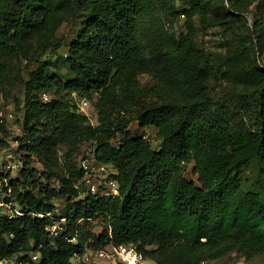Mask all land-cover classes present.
<instances>
[{"label": "trees", "instance_id": "1", "mask_svg": "<svg viewBox=\"0 0 264 264\" xmlns=\"http://www.w3.org/2000/svg\"><path fill=\"white\" fill-rule=\"evenodd\" d=\"M185 1L189 17L199 14L204 26L251 16L239 48L198 46L192 23L186 33L163 32L156 0H0V73L16 59L37 65L26 80L17 138L22 178L7 186L0 172V199L21 212H0V260L83 264L75 254L135 244L155 264H205L241 246L251 256L264 248V0ZM79 18L67 52L59 53L58 28ZM157 34L163 47L153 50ZM48 50L54 60L40 58ZM146 73L154 78L149 86L139 78ZM47 92L54 97L43 100ZM74 95L94 101L97 124ZM134 121L159 129L158 148L131 132ZM85 141L94 143L96 161L115 167L109 178L119 184L117 195L91 192L83 166L70 162L69 151ZM7 144L0 138V147ZM59 145L68 148L64 164ZM33 157L43 170L31 166ZM191 162L197 180L186 174ZM55 198L65 201L59 212ZM94 219L102 223L97 235Z\"/></svg>", "mask_w": 264, "mask_h": 264}, {"label": "rangeland", "instance_id": "2", "mask_svg": "<svg viewBox=\"0 0 264 264\" xmlns=\"http://www.w3.org/2000/svg\"><path fill=\"white\" fill-rule=\"evenodd\" d=\"M219 0H212V2H218ZM158 6V13L161 17L163 24V32L168 33L174 29L178 34L180 32L186 33L190 30V23H192V35L198 46L203 47L209 51L224 53L227 50L238 49L239 37L245 38V24H251V16L246 20L245 18L237 19L236 21L228 19L229 17L220 18L217 21H213L211 25L204 26L201 22L199 14H195L189 17L186 8L188 4L185 0H156ZM178 10V16L174 22L170 21L173 17V10ZM185 10V11H184ZM82 18L75 21L63 22L57 30V36L62 37V45L57 49L59 53H66L68 45L75 38L78 30L81 27ZM163 47V37L156 35V39L152 42L151 48L153 50H159ZM259 56V55H258ZM41 59L56 58L54 51L48 50L45 54L40 56ZM260 63H264L263 56L259 58ZM36 61L32 59L15 60L11 63L6 72L0 73V123L5 127V133H0V138H4L7 141V146L0 147V172L6 175L5 184L10 178H22L21 171L25 160L24 152L19 147L17 138H20L24 134V117H25V103L28 97V89L26 80L28 79V73L36 67ZM62 72H66L65 68L61 69ZM144 86H149L154 78L151 73L142 74L139 76ZM215 84V83H212ZM54 97L52 93H42L41 98L43 100H49ZM79 111L83 112L88 121L92 124H97V112L94 107V101L78 98L74 95ZM96 99V95H95ZM130 130L133 134L145 136L154 148H158L161 144V135L159 129L155 126H141L138 121H134L130 125ZM6 134V135H5ZM94 143L90 141L83 142L77 150H74L70 154V162L75 163L76 166L86 165L90 169H93L98 174L91 178V182H103V176H108L115 171V167L112 164H105V168L102 169L101 163L96 161L94 157ZM68 148L65 145H59L58 155L61 162L64 164L67 158ZM31 166L40 170L44 169L43 164L37 157L32 158ZM66 166V165H65ZM257 167L254 165L251 171L248 172L249 176H255ZM186 174L189 178L197 180V173L194 169V164L191 162L188 164ZM21 176V177H20ZM41 181L49 183L52 186L57 185L55 178L50 180L45 175L38 174ZM4 180V179H3ZM0 183V189H1ZM37 191V189H35ZM2 194V193H1ZM85 193L82 192L81 196ZM57 205V211L59 212L65 205L63 198L53 199ZM10 208L4 205L1 206L0 212H9ZM62 222V221H61ZM60 223H57L58 225ZM90 229L96 235L102 231V223L99 220H92ZM38 260V259H37ZM75 262V259L73 258ZM264 261V248L254 256H251L250 250L247 246H241L235 249L225 256L220 257L213 261L205 262V264H251ZM17 262L14 258L9 260L8 264H14ZM93 264H120L114 258H107L97 260ZM145 264H155V261L150 258H145Z\"/></svg>", "mask_w": 264, "mask_h": 264}, {"label": "built area", "instance_id": "3", "mask_svg": "<svg viewBox=\"0 0 264 264\" xmlns=\"http://www.w3.org/2000/svg\"><path fill=\"white\" fill-rule=\"evenodd\" d=\"M102 169L105 168V164L101 165ZM85 170L84 181L87 187L93 193L100 192L105 195H117L119 193V184L117 180L113 178H109L108 176H103V182H91V178L96 174L93 169H90L86 165L83 166ZM98 179V174H96ZM6 181V179H5ZM8 186V183L6 182ZM10 190V189H9ZM12 202H7L3 199H0V209L1 206H8L10 211L8 212L10 216L14 214L21 213L18 208L12 209L11 207ZM40 216H51L50 212L39 214ZM57 225H53L50 227L52 231H55ZM34 260L38 259V255L35 254L32 256ZM111 259L114 258L120 264H145V257L143 253L137 248L135 244H120V245H113L110 244L105 248H89L82 253H77L74 255L75 262L83 263V264H93L97 260L101 259ZM5 260V262L3 261ZM0 260V264H8L9 261L6 259ZM14 264H27L24 262H15Z\"/></svg>", "mask_w": 264, "mask_h": 264}, {"label": "water", "instance_id": "4", "mask_svg": "<svg viewBox=\"0 0 264 264\" xmlns=\"http://www.w3.org/2000/svg\"><path fill=\"white\" fill-rule=\"evenodd\" d=\"M5 262V260H3Z\"/></svg>", "mask_w": 264, "mask_h": 264}]
</instances>
